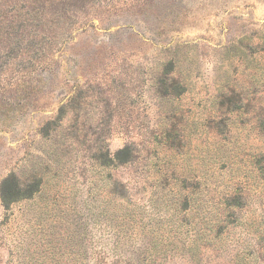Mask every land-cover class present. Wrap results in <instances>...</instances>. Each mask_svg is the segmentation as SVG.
<instances>
[{"label": "rangeland", "instance_id": "1", "mask_svg": "<svg viewBox=\"0 0 264 264\" xmlns=\"http://www.w3.org/2000/svg\"><path fill=\"white\" fill-rule=\"evenodd\" d=\"M23 1L0 264H264V0H38L19 28Z\"/></svg>", "mask_w": 264, "mask_h": 264}, {"label": "trees", "instance_id": "2", "mask_svg": "<svg viewBox=\"0 0 264 264\" xmlns=\"http://www.w3.org/2000/svg\"><path fill=\"white\" fill-rule=\"evenodd\" d=\"M24 5L22 7V9H27L26 12L24 13H18L17 16L19 17L18 18V22L20 23L19 24V28L22 27V24H24L23 22H26L28 19L30 20L31 17L29 16V11L31 9V11L34 9L33 7L35 5L38 4V0H24ZM23 14V16L21 17V15ZM124 150H122L121 152H123ZM117 157V155H116ZM108 162L112 164V160L108 158ZM10 179H12L11 181H13V178H8L7 180L4 181V184H3V188H2V191H1V202H2V205L5 209H9V206L20 200V199H24V198H29L31 195H29V193H25L22 191V189L20 188V186H18L17 184L14 183L11 184V181ZM34 189H33V194L35 193H38L39 192V185L37 182H34L32 183ZM32 188V187H31Z\"/></svg>", "mask_w": 264, "mask_h": 264}]
</instances>
